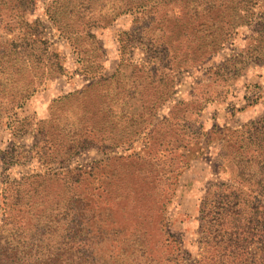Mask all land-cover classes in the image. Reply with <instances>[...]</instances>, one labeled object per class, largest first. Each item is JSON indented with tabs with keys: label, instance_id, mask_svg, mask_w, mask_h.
<instances>
[{
	"label": "rangeland",
	"instance_id": "rangeland-1",
	"mask_svg": "<svg viewBox=\"0 0 264 264\" xmlns=\"http://www.w3.org/2000/svg\"><path fill=\"white\" fill-rule=\"evenodd\" d=\"M132 1L27 0L30 26L0 29L23 46L0 81L28 94L0 109V224L59 264H264L215 201L222 139L264 116L262 8L219 36L218 2Z\"/></svg>",
	"mask_w": 264,
	"mask_h": 264
},
{
	"label": "trees",
	"instance_id": "trees-1",
	"mask_svg": "<svg viewBox=\"0 0 264 264\" xmlns=\"http://www.w3.org/2000/svg\"><path fill=\"white\" fill-rule=\"evenodd\" d=\"M25 2L27 0H0V24L2 25L0 29L4 33L13 31L7 28L12 24L16 25L14 32L18 31L19 27L28 28L30 26L22 18L25 12L23 6ZM216 2L222 9L221 14L224 19L219 16L216 17L217 21H219L216 22L219 24V26L217 25L219 28L212 31L214 35L220 36V33H223L224 30L227 33L233 27L235 28L236 25L247 21L254 7L260 6L263 10L262 12H264V0H212L207 4V9L216 6ZM131 3H133L132 0H127L126 6L131 5ZM5 11L9 12L7 18L4 16ZM231 12L237 13V18L232 23L228 21L231 20ZM241 14H244V16ZM261 24L264 25V22H261ZM24 34L25 36H22V39L24 41L28 40L26 42L28 46L33 42L39 43L41 45L40 48L47 44L46 41L36 36V32H26ZM17 47L23 46L14 45L12 48L14 50L10 49L6 54L0 52V63H5L8 67H12L9 74H5V78L11 75L10 73L12 72L19 73L21 71L18 67L14 68V61L19 57V52L15 50ZM49 47L50 44L47 45V48ZM26 50L29 51V47ZM50 53V58L55 67L59 66V56L55 53ZM3 71L4 69H0V75H3ZM31 75L35 76V74ZM26 91V89L20 92L16 90L7 91V88L0 81V109L3 108L5 110L8 104L9 110L20 106L24 99L27 98L28 94ZM13 98H16V100L12 101ZM220 148L223 153V159L231 171V184L222 185L224 186V191L215 195V201L220 204L219 207L225 212L224 215H220L222 221L231 225V230H229L227 235L230 237L234 234H240V232L237 233V229L248 225L252 231L244 232L240 236V240L250 243L256 237L257 251L259 254L260 252L264 253V116L249 121L239 129L228 130L222 139ZM213 187L216 186L214 185ZM214 191H216V188ZM9 219L8 216H5L0 224V264H59L60 260L57 255L44 257L35 253L31 254L30 251L36 250L32 242L30 243L29 239H17L21 238L20 235L26 234L28 230L22 229L19 231V226L16 230L14 227L8 226ZM7 230L14 231L16 236L14 235L11 238L3 236L2 233Z\"/></svg>",
	"mask_w": 264,
	"mask_h": 264
}]
</instances>
